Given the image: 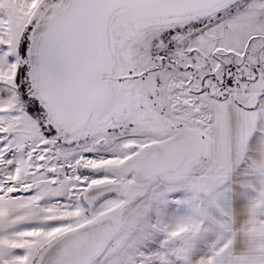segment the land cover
<instances>
[{
    "label": "snow or ice",
    "instance_id": "snow-or-ice-1",
    "mask_svg": "<svg viewBox=\"0 0 264 264\" xmlns=\"http://www.w3.org/2000/svg\"><path fill=\"white\" fill-rule=\"evenodd\" d=\"M0 264H264V0H0Z\"/></svg>",
    "mask_w": 264,
    "mask_h": 264
}]
</instances>
